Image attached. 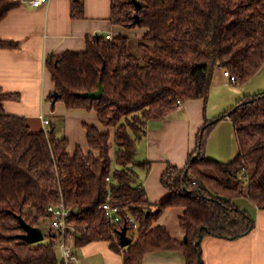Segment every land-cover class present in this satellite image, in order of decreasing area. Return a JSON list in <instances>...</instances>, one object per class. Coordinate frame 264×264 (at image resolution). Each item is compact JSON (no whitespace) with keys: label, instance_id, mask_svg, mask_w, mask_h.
Returning <instances> with one entry per match:
<instances>
[{"label":"trees","instance_id":"trees-1","mask_svg":"<svg viewBox=\"0 0 264 264\" xmlns=\"http://www.w3.org/2000/svg\"><path fill=\"white\" fill-rule=\"evenodd\" d=\"M18 4L0 0V20ZM70 15L84 17L83 0L71 1ZM110 20L145 30L109 40L87 37L83 51L51 53L45 60L52 106L62 101L67 108L93 110L107 128L83 123L87 151L77 145L69 154L67 136H58L54 125L32 131L24 116L4 111L3 101L18 95L0 91V264H63L54 235L36 243L19 238V216L37 226L46 221L47 206L60 201L71 209L75 251L107 240L123 264H141L146 253L166 249L182 251L186 264H198L204 235L234 239L253 228V218L234 198L245 196L264 208V90L205 120L186 164L168 163L161 174L167 196L160 202L149 201L135 169L149 165L137 160L136 144L150 120L165 118L178 99H206L218 67L238 83L258 72L264 64V0H110ZM16 47L18 42L0 37V48ZM99 85V97L82 95ZM224 118L238 142L227 162L204 153L209 133ZM104 202L127 207L137 227L112 224L100 207ZM170 206L183 208L179 225L186 240L154 224ZM123 227L133 242L120 249L112 231Z\"/></svg>","mask_w":264,"mask_h":264},{"label":"crops","instance_id":"crops-1","mask_svg":"<svg viewBox=\"0 0 264 264\" xmlns=\"http://www.w3.org/2000/svg\"><path fill=\"white\" fill-rule=\"evenodd\" d=\"M16 1L19 4L0 20V37L18 42L16 48H0V91L18 95L17 99L3 101L4 111L24 116L32 131L48 130L54 125L58 136H67L69 154L74 153L77 145L87 151L83 123L96 125L102 131L107 128L99 123L93 110L67 108L62 101L52 106L47 96L54 87L45 60L51 53L83 51L87 37L126 32L111 22L110 0H83V18L71 17L72 0H47L38 6L31 5L29 0ZM262 90L264 64L244 83L231 82L218 67L206 99L184 101L165 118L150 120L145 136L136 144L137 160H147L149 165L135 166L149 201L156 204L167 196L160 183L161 174L168 163L177 167L186 164L205 120L213 119L244 96ZM44 118L49 120L48 124H44ZM237 152L231 120L217 121L207 137L205 155L227 162ZM234 202L251 215L253 228L234 239L204 235L200 241L202 264H264V208L245 196L234 198ZM151 209L156 211L158 206L152 205ZM182 213L180 206L166 207L154 224L165 226L173 237L182 240L185 235L179 225ZM76 254L78 264H123V255L113 250L107 240L84 244L76 249ZM141 264H186V260L182 251L166 249L146 253Z\"/></svg>","mask_w":264,"mask_h":264},{"label":"built area","instance_id":"built-area-1","mask_svg":"<svg viewBox=\"0 0 264 264\" xmlns=\"http://www.w3.org/2000/svg\"><path fill=\"white\" fill-rule=\"evenodd\" d=\"M46 1L47 0H29L30 4L33 6L41 5ZM104 37L109 40L113 37V35L111 33H106ZM223 73L231 82H236L235 77L228 70H223ZM177 104L178 107H180L182 105V101L178 99ZM43 122L44 124H48L49 120L44 118ZM100 207L103 210L105 218L112 224H118L125 221L134 228L137 227V222L127 207L121 208L116 205H111L109 202H104L100 205ZM47 212L45 230L57 238L56 250L58 251L60 261L63 262V264H78V257L73 247L75 230L68 221L71 213L70 207H68L63 201H60L58 203L49 204L47 206ZM129 232L131 231L126 232V234L131 237ZM112 236L119 248L122 249L123 247L119 244L118 231L113 230Z\"/></svg>","mask_w":264,"mask_h":264},{"label":"water","instance_id":"water-1","mask_svg":"<svg viewBox=\"0 0 264 264\" xmlns=\"http://www.w3.org/2000/svg\"><path fill=\"white\" fill-rule=\"evenodd\" d=\"M140 5L137 3V7ZM102 88L99 85V88L95 91L83 93V96L89 97H99L101 95ZM20 226L23 228L24 232L19 235V238L23 239L27 243H36L44 239V234L42 229L39 226H34L26 222L21 216H19ZM119 235V244L124 247L132 243L131 237L126 234V227H123L118 231ZM202 235H199L201 239ZM183 240H186V235L183 236ZM198 264H202L201 259H198Z\"/></svg>","mask_w":264,"mask_h":264},{"label":"rangeland","instance_id":"rangeland-1","mask_svg":"<svg viewBox=\"0 0 264 264\" xmlns=\"http://www.w3.org/2000/svg\"><path fill=\"white\" fill-rule=\"evenodd\" d=\"M123 29L125 30V32H126V34H128V35H130V36H135V34L137 35V36H140L143 32H144V30H145V28H141V27H139V26H137V27H132V28H124L123 27ZM50 94V93H49ZM49 94H48V96H49ZM47 96V97H48ZM231 160V159H230ZM46 223L45 222H43V221H39L38 222V225L37 226H39V227H41L42 229H43V234H44V241L45 240H47V234H48V232H47V230H45V228H46ZM129 235H132V232H129ZM42 240V241H43ZM57 251V250H56ZM57 254H58V251H57ZM58 257H59V254H58Z\"/></svg>","mask_w":264,"mask_h":264}]
</instances>
